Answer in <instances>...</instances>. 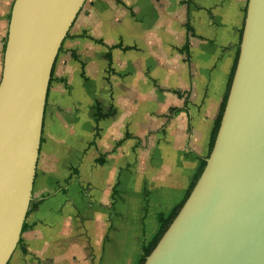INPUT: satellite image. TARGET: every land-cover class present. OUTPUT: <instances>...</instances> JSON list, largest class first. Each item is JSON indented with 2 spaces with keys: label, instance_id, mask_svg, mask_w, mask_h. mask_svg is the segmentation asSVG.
Wrapping results in <instances>:
<instances>
[{
  "label": "crops",
  "instance_id": "obj_1",
  "mask_svg": "<svg viewBox=\"0 0 264 264\" xmlns=\"http://www.w3.org/2000/svg\"><path fill=\"white\" fill-rule=\"evenodd\" d=\"M246 2L85 1L52 68L36 166L43 173L38 181L35 173L25 228L8 264L84 260L71 179L77 170L59 168L78 148L98 165L90 177V194L97 198L93 204L108 211L106 218L94 210L91 220L98 264H130L129 252L140 257L141 246L158 230L153 220L182 201L207 156ZM12 3L0 0V64ZM142 77L150 81L143 86L147 93L138 87ZM122 80L131 83L129 90ZM113 89L117 109H104L101 103ZM139 97L145 102L138 103ZM127 149L136 161L133 178L121 171ZM129 192L134 196L127 197ZM96 215L101 219L96 221ZM137 219L142 230L134 251L129 244L136 237ZM147 222L153 228L146 233Z\"/></svg>",
  "mask_w": 264,
  "mask_h": 264
},
{
  "label": "water",
  "instance_id": "obj_2",
  "mask_svg": "<svg viewBox=\"0 0 264 264\" xmlns=\"http://www.w3.org/2000/svg\"><path fill=\"white\" fill-rule=\"evenodd\" d=\"M86 0H13L0 77V264L31 201L58 51ZM143 264H264V0H247L205 166Z\"/></svg>",
  "mask_w": 264,
  "mask_h": 264
},
{
  "label": "rangeland",
  "instance_id": "obj_3",
  "mask_svg": "<svg viewBox=\"0 0 264 264\" xmlns=\"http://www.w3.org/2000/svg\"><path fill=\"white\" fill-rule=\"evenodd\" d=\"M9 20V17H8ZM5 40L6 37L3 41V48H4V44H5ZM1 70H2V61L0 64V77H1ZM142 74L144 75V72H142ZM119 83L121 84V86L123 88H126L127 90H129L131 88V83H125L124 80L119 81ZM145 85H149L150 86V81L149 80H145V77H142V81L139 82L138 87L139 89H141V91L143 93H147L149 89L143 88V86ZM116 97H117V91L115 89L111 90V97L110 98H106V100H104L103 103H101V105L103 106V108H107L109 105H112L113 108L116 110L117 105H118V101L116 102ZM138 103L141 104V102H145L143 97H139L137 98ZM130 123V122H129ZM131 125V123H130ZM144 132V131H143ZM102 133V132H101ZM79 149V148H78ZM75 152L74 154V158L69 160L66 159V162L64 163H60L59 168L60 170H65V168L70 171L72 168H75L77 170V176L76 177H72V180H75V184H74V188L76 191V201H77V217H78V221H79V242H80V247L84 250V260L81 261V264H98L99 258L94 254V248H93V244H92V227H91V220L93 218V211L95 210L96 212H99L100 214H105L106 218H107V213L108 211L101 209V207H98V205L93 204V202H97V198L96 196L91 195V183H90V177L92 176L94 170L93 169H97L98 165L93 164V162L91 161V154L83 149H79V151ZM41 150H42V145H41ZM127 158L126 159V166L124 164H122L123 170L121 169V171L123 172V174H128V176H131L133 178V174L132 171L134 172L135 169V163L136 161L134 160V157L132 158V153L130 152L129 149H127ZM69 157H73L72 154H70ZM95 157H97V155H95ZM64 172V171H63ZM42 168H37L36 170V177H37V181L40 180V176L42 174ZM128 180L130 179V177H127ZM48 181V180H47ZM144 184L146 185V182L144 181ZM54 185V184H53ZM140 187V184H139ZM189 187V186H188ZM187 187V189H188ZM143 188V193L146 190L145 186L142 187ZM128 189H130V185H128ZM89 191V193H88ZM78 192V194H77ZM147 193L144 195L146 196ZM134 196V193H128L127 197H131ZM101 198H103L104 200L106 198H104L101 195ZM179 204V203H178ZM137 208V206H136ZM137 214L138 215H142V213L140 212L139 208H137ZM139 216V217H140ZM102 216H100V218L97 217V215L95 216V220L97 221L98 219H101ZM136 222H138V219L136 220ZM158 223L157 220H153V223ZM95 227V229H97L99 227V225L94 224L93 225ZM135 229H136V237L135 239H131L130 240V246L135 247V249H137V245L139 244V236L141 234V230H142V226L141 224L138 222L135 225ZM102 227H99L98 229L100 230V232H102L101 229ZM153 225L148 224V222L146 223V225L144 226V229L147 233L148 230H152ZM157 230L154 232V235L156 234ZM96 236V235H95ZM138 243H136V241ZM146 244V243H145ZM17 250V248H16ZM91 250V251H90ZM139 253V252H138ZM130 255H132V257H130V264H137L139 261V254L138 256L135 255V253L132 254V252H129Z\"/></svg>",
  "mask_w": 264,
  "mask_h": 264
},
{
  "label": "trees",
  "instance_id": "obj_4",
  "mask_svg": "<svg viewBox=\"0 0 264 264\" xmlns=\"http://www.w3.org/2000/svg\"><path fill=\"white\" fill-rule=\"evenodd\" d=\"M244 15H245V9H244ZM243 20H244V16H243ZM242 27H243V22H242V25H241V28H240V31H239V41H238V45H237V49H236V54H235V57H234V60H233V63H232L231 69H230L228 81H227V84H226L225 93H224L222 101H221V103L219 105L218 114H217V116H216V118L214 120L213 127H212V130L210 132L207 156L205 158L201 159L200 164H199V166H198V168L196 170V173L194 174V176H193V178H192V180L190 182V185H189V187H188V189H187L182 201L179 204H177L166 216H164V214H162V213H159L157 215V222L159 224L158 230H157L156 234L152 237V239L148 243L143 244L141 246V255L139 257V261H138L137 264H143L145 258L153 250V248L155 247L156 243L158 242L160 237L163 235L165 230L168 228L169 224L171 223V221L173 220V218L176 216L177 212L179 211V209L183 205L184 201L188 197L189 193L191 192V190L194 187L197 179L199 178L201 172L204 169L205 159L208 157V155H209V153H210V151L212 149V146H213V143H214V140H215V137H216V133H217V130H218V127H219V124H220V120H221V117H222V114H223V111H224V107H225L228 91H229V88H230L231 80H232V77H233V74H234L236 61H237V57H238V52H239V43H240V38H241V33H242ZM106 117H107V115H100L99 116V118H106ZM128 137H129V135H126L124 140L126 138H128ZM122 142H123V140L119 141L115 145V147H117L120 144H122ZM99 162L102 164L103 160H100ZM24 228H25V226L23 224L22 231L24 230ZM18 244H19V242H18Z\"/></svg>",
  "mask_w": 264,
  "mask_h": 264
}]
</instances>
